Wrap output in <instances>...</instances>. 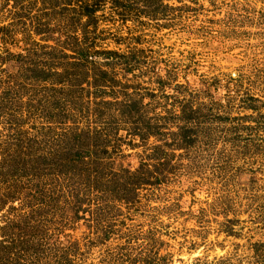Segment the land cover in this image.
Segmentation results:
<instances>
[{
    "label": "rangeland",
    "instance_id": "374dc122",
    "mask_svg": "<svg viewBox=\"0 0 264 264\" xmlns=\"http://www.w3.org/2000/svg\"><path fill=\"white\" fill-rule=\"evenodd\" d=\"M0 264H264V0H0Z\"/></svg>",
    "mask_w": 264,
    "mask_h": 264
},
{
    "label": "trees",
    "instance_id": "16d2710c",
    "mask_svg": "<svg viewBox=\"0 0 264 264\" xmlns=\"http://www.w3.org/2000/svg\"><path fill=\"white\" fill-rule=\"evenodd\" d=\"M40 72H41V70H40ZM34 73H32V75H33ZM38 75V74H37Z\"/></svg>",
    "mask_w": 264,
    "mask_h": 264
}]
</instances>
